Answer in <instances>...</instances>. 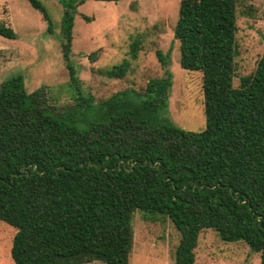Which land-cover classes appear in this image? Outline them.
<instances>
[{
  "label": "trees",
  "instance_id": "1",
  "mask_svg": "<svg viewBox=\"0 0 264 264\" xmlns=\"http://www.w3.org/2000/svg\"><path fill=\"white\" fill-rule=\"evenodd\" d=\"M29 2L54 32L43 1ZM84 2L65 0L61 24L73 104L58 102L47 85L29 90L23 74L0 85V222L17 229L14 261L130 264L140 210L169 217L180 231L175 264L196 263L200 235L210 228L225 241L245 242L264 264V54L236 85L237 0L179 3L180 64L203 73L206 127L200 131L161 114L174 82L173 47L156 50L165 75L149 80L133 107L119 102L126 91L101 101L85 95L70 63ZM0 35L18 37L1 18ZM141 49L136 39L130 58ZM89 58L95 62L98 51ZM130 66L125 59L100 71L123 78Z\"/></svg>",
  "mask_w": 264,
  "mask_h": 264
},
{
  "label": "rangeland",
  "instance_id": "2",
  "mask_svg": "<svg viewBox=\"0 0 264 264\" xmlns=\"http://www.w3.org/2000/svg\"><path fill=\"white\" fill-rule=\"evenodd\" d=\"M42 1L53 20L54 32L43 13L29 0H0V18L18 34L16 39L0 35V85L15 74H23L29 90L47 85L58 102L71 105L77 95L76 87L70 84L71 75L62 50L65 0ZM180 1L86 0L81 4L75 16L70 63L77 70L85 95L101 101L126 91L119 102L133 107L142 101L140 92L148 81L165 75L166 68L156 50L167 53L173 47L168 69L174 82L168 107L161 114L186 130L204 129L203 73L181 66L179 42L174 37ZM237 16L239 53L235 84L239 85L240 77L252 73L264 54V0H237ZM136 39L141 40L142 49L137 59H131L130 47ZM96 50L98 59L92 62L89 57ZM125 59L131 66L123 78H110L100 71ZM98 116L95 112L90 118ZM133 226L135 239L130 264L176 263L181 233L169 217L150 216L137 210ZM16 232L14 226L0 222V264H17L11 253ZM195 264H261V256L245 242L225 241L210 228L200 235Z\"/></svg>",
  "mask_w": 264,
  "mask_h": 264
}]
</instances>
